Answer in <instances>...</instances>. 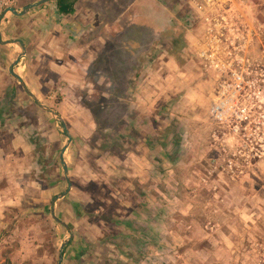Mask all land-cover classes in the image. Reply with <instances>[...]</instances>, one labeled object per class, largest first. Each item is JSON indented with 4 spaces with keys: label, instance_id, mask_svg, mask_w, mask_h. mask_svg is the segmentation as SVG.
Here are the masks:
<instances>
[{
    "label": "rangeland",
    "instance_id": "1",
    "mask_svg": "<svg viewBox=\"0 0 264 264\" xmlns=\"http://www.w3.org/2000/svg\"><path fill=\"white\" fill-rule=\"evenodd\" d=\"M39 1L0 0V15ZM235 2L253 35L252 58L264 66V0ZM194 5L79 0L66 16L49 0L22 16L5 14L0 264H60L71 234L51 204L69 187L61 162L68 142L72 188L55 210L75 235L62 264H264V156L252 151L264 150V102L262 122L247 135L212 117L216 76L201 55L211 45ZM12 39L27 45L15 72L65 118L71 138L10 73L23 51ZM98 96L95 113L86 105ZM123 101L137 112L128 119L132 132L119 126L124 110L112 107ZM74 202L90 215L78 216Z\"/></svg>",
    "mask_w": 264,
    "mask_h": 264
},
{
    "label": "built area",
    "instance_id": "2",
    "mask_svg": "<svg viewBox=\"0 0 264 264\" xmlns=\"http://www.w3.org/2000/svg\"><path fill=\"white\" fill-rule=\"evenodd\" d=\"M194 3L199 20L206 23L204 35L211 45V49L204 50L201 55L216 76L212 117L221 123L236 122L234 131L247 135L251 124L262 122V115L257 109L262 108L260 103L264 102V66L257 64L249 51L253 35L250 30L244 31L235 0H194ZM260 28L263 33L264 22ZM247 91H252V94L242 95ZM242 96L250 103H241ZM239 103L251 105V109L248 106L241 108ZM252 151L254 158H263V149L253 146Z\"/></svg>",
    "mask_w": 264,
    "mask_h": 264
},
{
    "label": "water",
    "instance_id": "3",
    "mask_svg": "<svg viewBox=\"0 0 264 264\" xmlns=\"http://www.w3.org/2000/svg\"><path fill=\"white\" fill-rule=\"evenodd\" d=\"M45 1H49V0H41V1H39V2L32 3V4L28 5V6H27L22 12H19L15 7H9V8H7V9L4 10V11L2 12V14L0 15V26H1L2 19L4 18L5 14H6L7 12H12V13L18 15V16H22V15L28 13L33 7L38 6L39 4H41V3L45 2ZM0 35H1V28H0ZM1 42H2V43H5L3 40H1ZM9 42H20V43L22 44V46H23V51L18 55V57L16 58V60L13 61V62L10 64V66H9V71H10V73H11L12 75L16 76V77L19 79L20 84L23 86V88L26 90V92H27V93H28V94H29V95L35 100V102H36L41 108H43L44 110L50 112V113L52 114V116L64 126L65 130L68 132V134H69V136H70V138H71V134H70V132H69V130H68V126H67V122H66L65 118H64V117H63V116H62V115H61V114H60L55 108H53V107H51V106H48V105H46V104H43V103L41 102V100L39 99V97H38L36 94H34V93L28 88V86H27L25 80H24L20 75H18V74L15 72V70H14L15 66H16L17 64H19V63L21 62L22 58L27 54V45H26V44L23 42V40H21V39H12V40H10ZM68 145H69V142H68V143L64 146V148L62 149V152H61V162H62V164H63V166H64V168H65V176H66V178H67V180H68L69 187H68V189H67L66 191H64L63 193L59 194L58 196H55V197L53 198V200H52V204H51V212H52L53 218H54L56 221H58L59 223H61L62 225H64V226L68 229V231L70 232V234H71L70 237H68V238H66L65 240H63L62 245H61V247H60V264H62V260H63V257H64V249H65V246H66L67 244H69V243L72 241V239H73V237H74V235H75L74 231H73V230L67 225V223H66L65 221H63V220H61L60 218L57 217V215H56V210H55V204H56V201H57L59 198H63V197H65L66 194H68V192H69V191L71 190V188H72V180H71V178H70V174H69V166H68V163H67V161H66V159H65V152H66V150H67V148H68Z\"/></svg>",
    "mask_w": 264,
    "mask_h": 264
},
{
    "label": "trees",
    "instance_id": "4",
    "mask_svg": "<svg viewBox=\"0 0 264 264\" xmlns=\"http://www.w3.org/2000/svg\"><path fill=\"white\" fill-rule=\"evenodd\" d=\"M79 0H55V3L57 5V9H58V13L60 15H66V16H72L75 15L77 13V4H78ZM67 29L71 30V31H75L77 29H79V26H76L75 24L72 25H68L66 26ZM76 32V31H75ZM113 90V89H110ZM116 91H120V88L115 89ZM114 91V90H113ZM140 91V86L136 87L133 89V93L132 94H138ZM108 92V91H107ZM122 93V95L124 96V91H120ZM101 99V96H98L95 101L93 100H88V104L86 105L88 108L93 109V111L96 113V111L94 110L99 104H97V102H99ZM97 104V105H96ZM119 105L117 106H112L118 109L119 113H121V111L123 112L124 110V114L122 116V119L119 120V126L121 125L124 131H130L132 132L133 128L131 127L130 121L128 120L129 118L134 119L137 116V112L135 109H133L130 106L129 102L123 101V102H118ZM1 111H2V107L0 108V116H1ZM98 119V116H96ZM25 122H21L19 124V126H24ZM100 126H101V122L100 120H97V133H100ZM73 208L75 213L80 216L83 217L85 215H90L87 211V209L79 202H74L73 203Z\"/></svg>",
    "mask_w": 264,
    "mask_h": 264
},
{
    "label": "crops",
    "instance_id": "5",
    "mask_svg": "<svg viewBox=\"0 0 264 264\" xmlns=\"http://www.w3.org/2000/svg\"><path fill=\"white\" fill-rule=\"evenodd\" d=\"M22 70H23V69H22ZM17 139H18V138H17ZM28 149H29V151H31V150H30V147H29V148L27 147V151H28ZM25 151H26V150H25ZM3 155H4V148H3V147L1 146V144H0V166H4V165H3V162H2ZM25 163H26V161L24 160L22 166H24ZM12 166H17V165L13 164Z\"/></svg>",
    "mask_w": 264,
    "mask_h": 264
}]
</instances>
